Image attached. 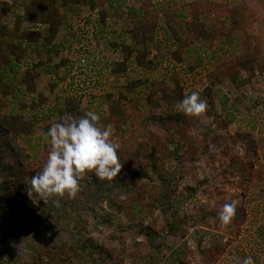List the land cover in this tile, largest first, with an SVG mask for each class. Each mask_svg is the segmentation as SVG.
I'll list each match as a JSON object with an SVG mask.
<instances>
[{
    "label": "rangeland",
    "instance_id": "1",
    "mask_svg": "<svg viewBox=\"0 0 264 264\" xmlns=\"http://www.w3.org/2000/svg\"><path fill=\"white\" fill-rule=\"evenodd\" d=\"M25 1L30 0L19 1L21 8ZM110 1L120 5L105 7L104 27L97 10L59 4L67 18L60 30L61 54L41 51L45 66L39 69L36 90L48 99L44 111L67 108L77 118L94 111L100 127L111 125V142L122 151L121 172L110 182L86 173L75 198L65 195L55 198L59 206L53 199L45 204L35 192L28 194V187L30 177L46 163L50 144L43 127L53 118L34 123L28 132L3 133L0 264H242L249 256L264 264V30L257 14L242 0H153L159 20L148 46L156 64L140 81L177 76L187 96L203 92L211 77L219 79L212 84L217 91L212 103L205 100L206 111L191 117L177 109L179 101L168 102L162 94L159 106H153L149 95L154 85L141 82L130 88L138 78L134 59L126 72H114L122 59L114 43L143 49L128 36L132 24L126 18L127 10L142 0ZM198 2L223 8L226 18L204 12L199 21L213 38L209 45L194 41L198 56L172 68L171 52L179 46L165 13L170 10L176 25L183 27L193 17L191 5ZM25 47L32 52L31 62L41 59L35 55L39 46L27 42ZM257 59L263 63L253 72L242 65ZM24 90L23 74L13 67L0 83V115H9L13 103H28ZM173 114L187 122L163 121ZM142 115L157 116L144 129L150 128L146 135L143 126L133 125ZM26 117L34 122L33 114ZM9 140L29 156L21 158L24 164ZM153 148L158 151V174L147 168ZM141 164L151 177L139 178ZM226 202H234L235 214L222 225L217 214Z\"/></svg>",
    "mask_w": 264,
    "mask_h": 264
},
{
    "label": "trees",
    "instance_id": "2",
    "mask_svg": "<svg viewBox=\"0 0 264 264\" xmlns=\"http://www.w3.org/2000/svg\"><path fill=\"white\" fill-rule=\"evenodd\" d=\"M242 2L243 6L247 8L251 6L253 8V11L257 14L260 27L264 30V0H242ZM116 3L110 0H30L23 5V13L19 15V13H17L18 2L16 0H0V54L2 55L0 58V83L5 82L7 73L10 72L13 67H18L23 74V84L25 85L24 93L26 96H29L25 98L28 103H21L20 107L15 106L13 103L9 115H0V140L3 139V133L7 136L9 132L18 129L28 132L35 126L34 123L40 120H51V118H53L50 122H46L43 127L45 128L44 132L47 133L52 123L60 122L61 119L67 115L74 117L72 110L67 108L61 110L57 106H54L50 108V111H44V107L48 104V99L43 94H37L36 90V80L40 77L38 69L45 66V62L42 60L40 53L43 51L49 56L51 52L54 51L53 41L57 36L59 28L61 25L67 23V18L58 4H61V6L65 8L69 5H74V7H86L92 11L97 10V19L99 18L104 27L108 25L107 9L105 7H110V4L113 6L120 5L117 1ZM222 10L223 8L217 5L204 2L194 3L188 11L190 17H193L187 19L183 27L176 25L170 10L166 11L165 16L169 26V33L175 42V46H179L175 47L171 52L172 60L169 61L170 67L172 66V68H175L176 65L182 64V62L191 55L194 57L198 56L196 52L197 49L193 46L194 41L201 40L209 45V40L213 38V35L207 33L200 23L199 18L204 12L212 11L216 13L215 15L219 20H224L226 18V12ZM126 18H128L132 24V30L128 31V36L135 39V45L142 46L143 49L137 50V47H131L127 45L125 41L114 43L113 46L115 47V51L120 50L122 52V59L117 61L114 72H126L128 70V62L134 59V71L136 75H138V78L130 84V88H136L141 85L142 81L140 80L144 72L150 71V68L156 64L151 59L152 51L149 49L148 45L155 37L159 13L153 6V0H142L138 7L136 6L127 10ZM24 22L31 26L30 30L21 31V25ZM42 25L48 27L47 37H44L42 34L43 30L40 28ZM98 30L99 28L97 27V31ZM216 30L217 33L220 32V29ZM27 42L31 45L39 46L40 51L38 54L35 52V55L41 58L39 61L35 63L31 62L32 52L26 49L25 43ZM48 62L51 61L48 60ZM262 63L261 60L257 59L251 60L248 63L245 62L242 65L245 66L247 71L253 72L257 67L262 66ZM60 66L59 64L56 68H60ZM149 73L150 72H148V74ZM56 76L57 81H62L64 79L63 76L58 75V73ZM146 78L145 83H142H144L145 86L154 85L156 88L153 89L149 95V101H152V105H156V108L159 106L158 94H162V98L168 102L180 101L185 97L179 84L180 80L177 76L172 77L170 81L167 79L159 81V79L154 78V76L153 79L147 76ZM210 82L211 84L206 87L203 92L199 93V95L201 99L211 104V99L215 92H217L212 84H219V79L217 77H211ZM55 87V83L51 85V88L54 89ZM121 99L124 100L126 98L121 95ZM30 101L31 104H29ZM30 114H33L34 122L27 119L26 116ZM151 118H157V116L142 115L141 120L140 118L139 120H135L133 125L135 127L143 126V134L146 135L145 132H150V128L148 130L144 129L148 127ZM175 118L179 120V122H187L183 115L174 114L169 115L168 118L166 120L163 119V121L167 123L171 120L174 121ZM8 143L9 148L14 151L17 159L22 164H24L21 159L23 156L29 160L28 155H23L24 149L13 145L11 140H9ZM156 152H158L157 149L153 148L147 159V168L154 174L160 173V163ZM117 154L119 157L122 151H117ZM140 166L139 172L137 173L139 178L142 179L146 176L151 177L144 171L146 164H141ZM252 166L254 167L253 163ZM26 168L27 166L24 165L23 169L25 170ZM116 180L115 178L113 181ZM177 252L180 251L178 250ZM42 260L41 258L39 259V261L43 263Z\"/></svg>",
    "mask_w": 264,
    "mask_h": 264
},
{
    "label": "clouds",
    "instance_id": "3",
    "mask_svg": "<svg viewBox=\"0 0 264 264\" xmlns=\"http://www.w3.org/2000/svg\"><path fill=\"white\" fill-rule=\"evenodd\" d=\"M176 107L187 116L198 117L206 111L207 103L193 91ZM99 119L96 112L87 111L79 118L67 115L51 124L46 133L50 144L47 160L42 170L30 177L28 194L35 192L45 204L53 199L59 206L55 198H75L79 181L86 173H94L100 181L110 182L118 177L122 165L110 139L111 125L102 128L97 123ZM234 214V202H226L217 215L222 225H228ZM242 264L255 262L249 256Z\"/></svg>",
    "mask_w": 264,
    "mask_h": 264
},
{
    "label": "crops",
    "instance_id": "4",
    "mask_svg": "<svg viewBox=\"0 0 264 264\" xmlns=\"http://www.w3.org/2000/svg\"><path fill=\"white\" fill-rule=\"evenodd\" d=\"M17 2H18V5H17V13H19V15H21L22 13H23V5H25L26 3H27V1H25L23 4H22V8H21V5H20V0H16ZM58 6H59V4H58ZM71 6H73L74 7V5H71ZM20 8H21V10H20ZM0 9H1V4H0ZM65 25V24H64ZM64 25H61L60 26V28H59V31H58V33H57V36H56V38H55V40L53 41V46H54V51L56 52V54L55 55H60L61 54V47H62V45H60V30H61V28L64 26ZM43 31H42V34H43V36L44 37H47L48 36V27L47 26H44V25H42V27H40ZM31 29V26H29V24H27V23H23L22 25H21V31H27V30H30ZM46 55V54H45ZM40 69V68H39ZM39 69H38V72L40 73V71H39ZM40 76H41V73H40ZM40 78V77H39ZM38 78V79H39ZM37 81V80H36Z\"/></svg>",
    "mask_w": 264,
    "mask_h": 264
}]
</instances>
